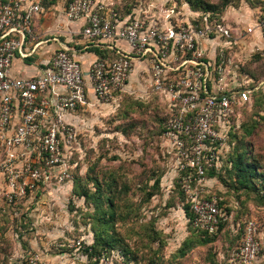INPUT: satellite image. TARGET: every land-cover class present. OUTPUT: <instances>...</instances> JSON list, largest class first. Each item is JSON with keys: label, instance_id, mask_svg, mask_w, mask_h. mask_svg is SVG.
I'll use <instances>...</instances> for the list:
<instances>
[{"label": "rangeland", "instance_id": "rangeland-1", "mask_svg": "<svg viewBox=\"0 0 264 264\" xmlns=\"http://www.w3.org/2000/svg\"><path fill=\"white\" fill-rule=\"evenodd\" d=\"M70 1L45 4L51 26ZM101 1L118 17L135 9L142 17L163 20L169 12L173 24L204 27L198 18L202 14L192 10L187 0ZM199 1L212 8L210 26L218 24L231 31L228 44L211 34L207 54L222 52V59L216 60L226 67L227 79L234 75L237 84L253 90L251 102L239 106L234 119L236 128L241 125L236 141L244 137V129L252 130L245 139L258 166L252 183L228 177L190 185L194 191L202 189L204 197L221 199L228 221L217 240L202 243L184 218L176 186L181 183L168 167L172 163L159 134L167 109L162 96L149 93L144 99L128 97L120 109L119 104L89 100L75 114L72 166L40 170L42 175L53 176L65 172L68 181L39 183L23 198L7 203L3 196L6 185L0 176V264H16L29 254H38L46 264H96L94 260L102 254L107 264H235L231 260L239 252L251 220L258 226L256 238L261 248L255 264H264V41L246 33L264 11V0ZM158 177H163L160 188L153 189ZM109 192L120 209L113 219L101 199ZM103 211L107 213L103 215ZM101 230L112 234V243L125 249L126 257L115 252L92 257L77 252L78 243L82 247L92 244Z\"/></svg>", "mask_w": 264, "mask_h": 264}, {"label": "built area", "instance_id": "built-area-1", "mask_svg": "<svg viewBox=\"0 0 264 264\" xmlns=\"http://www.w3.org/2000/svg\"><path fill=\"white\" fill-rule=\"evenodd\" d=\"M44 1L0 0V176L6 185L5 201L23 198L39 183L68 181L65 172L53 176L42 175L40 170L72 166L75 114L88 105L89 94L99 104L120 106L125 95H133L129 79L136 64L144 63L146 91L139 98L151 93L165 102L164 147L179 174L193 215L192 227L216 234L227 215L216 198L204 199L202 189L194 191L190 185H201L207 171L220 170V155L227 147L236 109L252 100V89L235 83L232 77L227 79L226 67L216 60L223 53L216 56L214 52L210 58L201 48L211 34L230 43V29L207 22L202 28L192 23L173 24L169 12L163 20L142 17L137 10L118 17L96 0H71L65 17L70 22H84L82 40L116 55L98 57L84 69L71 49L59 46L40 62L39 74L14 77L15 59L32 57L39 44L33 21L44 12ZM256 29L264 34V11L256 18ZM257 231L254 221L247 222L232 262L256 263L261 249ZM94 261L107 264L103 254ZM23 262L46 264L38 254L16 264Z\"/></svg>", "mask_w": 264, "mask_h": 264}, {"label": "trees", "instance_id": "trees-1", "mask_svg": "<svg viewBox=\"0 0 264 264\" xmlns=\"http://www.w3.org/2000/svg\"><path fill=\"white\" fill-rule=\"evenodd\" d=\"M45 1H47V0H45ZM187 4L192 8V10H194L195 12H199L203 15V16L201 15L200 17H198L200 20H202V23H203L202 26H205L206 22L208 23V25L211 24L210 20H211V17L213 15H211L212 8L210 6L204 5V3H202L199 0H187ZM133 10H135V9H133ZM116 15H118V14H116ZM129 15H131V14H126L124 17L129 16ZM204 17L207 19L206 21L204 20ZM92 50L97 51L98 57H105V56H107V54L110 53L108 51H101L100 49H94L93 48ZM110 54H109V56H110ZM128 97H133V96L125 95L122 102L120 103L119 109L121 108L122 105L125 104ZM164 125H165V123L163 124L162 129L159 132V134H161V137H162V133H163L164 128H165ZM240 129H241V125H239L236 128L235 123H232L231 131L229 134V139L227 142V147L220 155V159H219L220 170L219 171H215V170L207 171L206 175H205L206 179L208 178L209 180L215 179L217 181L218 180L225 181L229 177V178H234L235 181L237 179L239 181V183H242V184H246V182L252 183V180L254 179L253 176L256 175V173L258 171V166L254 163V159L252 158V155H251V150L249 147L246 146L247 144L245 142V139L251 135L252 130L251 129H246V130L244 129V134H243L244 137H242L240 140L236 141L237 140L236 134H237V131H239ZM75 140H76V138H75ZM162 140H163V137H162ZM166 153H167V151H166ZM167 155H169V159L171 160V163H172L171 155L169 153H167ZM70 160L72 161V159H70ZM168 167H170L169 169L171 172H174L175 176L177 177V181H180V178L178 176L179 174L174 171L173 164H171V166H168ZM162 178L160 179L158 177L154 181L153 189H159L160 188V183L163 180ZM97 186H98L97 191H101L100 190L101 186L98 184H97ZM176 186H177V190H178V192H177L178 197H179L181 205H182L181 209H182L184 218H185L190 230L193 231L194 235L196 234L197 238H199L202 243L207 244V243H211V242L217 240L218 235L222 232L224 227L227 225L228 218L225 221H222L220 223V225L218 227V231L214 235H209L203 231L194 229L192 227L193 215L190 212L189 204L187 203L186 195L183 191L182 186H178V185H176ZM110 187H111V185L108 186L109 189H110ZM107 194H108L107 197H105V198L101 197V199L105 200V202L108 206V215L111 217V219H113L114 216L117 215L118 211L120 213V209H118V207H116L117 205L112 198L113 196H112L111 192H109ZM85 196H86V194H85ZM152 196H153V194H151L149 196V198H151ZM211 198H212L211 196L204 197V199H209V200ZM217 203H218L219 209H221V212L226 214L225 210H223L221 208L222 202H221L220 198L217 199ZM99 211H101V208H99ZM106 213L107 212L103 211V215ZM102 220H104V218H102ZM103 223L104 222H102V225H103ZM111 236H112V234H108V232L101 230L100 232H97L95 234V240L93 241L92 244H90V245H84L83 244V247L81 245V247L77 248V252L78 253H87L89 255V257H92V255L100 254L102 252H107V253L108 252L109 253L115 252L118 254L121 253L122 257H126L127 256L126 250L121 248L118 245H115L114 242L112 243L113 239L111 238ZM243 237H244V235L242 236V240H243ZM30 255L31 254H29V256ZM81 257H83V255H81ZM257 261H258V259H257Z\"/></svg>", "mask_w": 264, "mask_h": 264}, {"label": "crops", "instance_id": "crops-1", "mask_svg": "<svg viewBox=\"0 0 264 264\" xmlns=\"http://www.w3.org/2000/svg\"><path fill=\"white\" fill-rule=\"evenodd\" d=\"M52 0H47L44 2V12L36 17L33 21V29L39 38V44L35 49L33 56L28 59H23L17 57L13 63L12 75L17 78H24L29 76H34L41 72L42 67L39 65L41 61L48 59L50 55L59 48V46H64L71 49L77 60H79L84 69H87L95 60L98 58L97 51L92 50L99 49L96 45H89L80 37V31L84 26V22L76 21L70 22L65 17V11L62 13L61 18H54L53 25L51 26L48 20V13L45 9V4ZM96 2H101V0H96ZM107 9V4H104ZM58 7V6H57ZM56 10L58 8H55ZM252 29V34H255L256 37H260L264 41V34H262L258 29H256V19L252 21L251 25L247 28ZM246 30V33H248ZM249 33V34H251ZM259 39V38H258ZM55 40H57L55 42ZM207 40L201 42V48L207 56L210 58L214 57V52L210 51L207 54L209 49L206 44ZM208 43V42H207ZM116 51H119V46L116 47ZM108 53V52H107ZM111 53V54H110ZM110 56L116 55V53L110 52ZM135 71L129 79V89L132 92L133 97L142 96L144 94L145 86L142 78L144 76V71L146 70V65L144 63L136 64ZM232 78L234 75L231 76ZM234 79V78H233ZM236 83V82H235ZM89 100H92L94 103H97L94 96L89 94ZM89 103V102H88ZM99 104V103H97ZM82 262L86 261L81 258Z\"/></svg>", "mask_w": 264, "mask_h": 264}]
</instances>
